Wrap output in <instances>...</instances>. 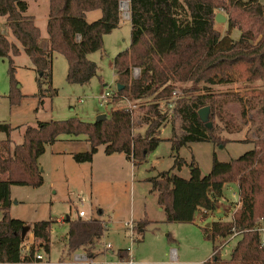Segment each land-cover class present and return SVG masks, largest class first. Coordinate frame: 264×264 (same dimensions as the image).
I'll return each instance as SVG.
<instances>
[{
	"label": "trees",
	"instance_id": "16d2710c",
	"mask_svg": "<svg viewBox=\"0 0 264 264\" xmlns=\"http://www.w3.org/2000/svg\"><path fill=\"white\" fill-rule=\"evenodd\" d=\"M118 3L119 0H48L47 41L43 49L40 29L33 17L26 14L28 0H0V17L5 18V25L38 74L39 104L46 92L51 97L57 94L52 87L54 53L63 55L67 61L68 83L83 85L97 74V64L88 55L101 50L104 35L118 27L121 19ZM216 8L231 16L234 12L246 15L245 23H239L243 28L239 27L238 39L230 36L237 24L230 17L225 34L215 29ZM97 9L101 16L88 22L85 13ZM129 22V47L113 58L120 86L113 99L125 97L132 102L150 99L146 117L139 120L146 125L143 132H134L132 112L125 107L112 109L100 121L71 117L26 125L21 143H14L10 137L12 128L0 123V131L6 134L0 140V264H43L33 262L37 250L50 251V220H40L31 226L34 242L23 251L25 223L8 214L11 185L42 184L37 159L47 144H53L61 135H85L89 149L72 153L75 162H91L102 144L105 154L123 153L136 164L163 140L158 135L162 124L168 121L169 102L174 103L170 116L180 119L179 132L172 127L168 139L173 150L192 142L210 141L218 145L229 142L217 132H240L234 115L226 109L233 102L238 104L237 116L243 124L253 127L256 136L253 140H239L253 142V148L237 158L222 162L213 157L211 170L205 175L191 163L189 178L164 171L158 178L148 179L165 219L192 222L197 211H216L224 185L235 183L240 206L232 219L214 220L202 230L212 242L233 231L240 232L239 238L228 259H222L214 246L211 259L203 264H264V247L255 229L258 221L264 224V88L256 102L235 91L215 93L210 89L214 74L224 70L235 72L238 66H243L250 77L264 82V4L259 0H129ZM19 53L20 48L0 31V57L8 59L11 81L8 99L13 106L23 97L13 76L12 57ZM133 68L139 69L138 78L131 76ZM184 83L190 84L182 88L186 96H179L178 85ZM174 91L177 95L172 101ZM204 106L209 107L210 127L198 116V110ZM218 122L229 123L235 129L220 127ZM180 165L181 159L176 160L175 166ZM65 222L68 254L79 249L89 253L107 230L101 219L76 217L65 218ZM144 225L145 221L135 227L140 229ZM117 255L125 259L128 250L118 249Z\"/></svg>",
	"mask_w": 264,
	"mask_h": 264
},
{
	"label": "rangeland",
	"instance_id": "374dc122",
	"mask_svg": "<svg viewBox=\"0 0 264 264\" xmlns=\"http://www.w3.org/2000/svg\"><path fill=\"white\" fill-rule=\"evenodd\" d=\"M259 2L264 4V0ZM33 10L35 8L31 5L27 8L26 14ZM38 10L35 24L40 29L39 41L42 45L44 40L47 41V13L45 12V15L42 13L43 8ZM214 11L225 18L223 22H215V29L225 34L227 19L230 17L237 23L231 30L230 36L234 40L238 39L239 27L243 28L239 23H245L243 20H246V15H238L234 12L231 16L222 8H216ZM89 15L88 13L86 16L87 20ZM43 16L44 19H42ZM119 23L117 28L104 35L102 49L88 55V58L97 64V74L83 85L66 81L67 61L63 55L53 54L52 87L56 89L57 94L51 97L46 92L41 104L38 103L37 97L38 74L28 55L20 52L12 57L15 68L13 76L16 82L15 87L23 97L19 104L10 105L9 63L7 58L0 57V123L8 124L12 128L10 137L14 143L22 142L26 125L35 126L38 121L64 120L71 117L94 122L97 115L109 116L112 108H119L125 103L123 100L100 98L106 90L110 93L116 92L117 82L112 65L113 58L130 44L129 19H125L121 14ZM4 26L5 19L1 17L0 30H3ZM3 31L7 33L5 29ZM7 31V38L16 41L10 30L7 29ZM131 76L138 78L139 75L136 76L132 69ZM213 79L211 91L215 93L235 91L242 97L252 98L254 102L264 88V82L256 77H250L243 66H238L235 72L224 70L216 73ZM189 85V83L179 84L178 95L186 96L182 88H187ZM149 103L150 99L130 103L135 105L132 110L135 133L143 132L146 128V125L139 120L141 117H146L144 113L148 111ZM237 106V103H229L226 109L234 115L238 124L236 128L241 129L238 133L217 132L223 138L230 139L224 145L200 141L173 150L171 141L168 139L171 136L172 127L176 133L179 132L180 119H172L170 114L168 121L159 129L158 136L163 140L136 164L123 153L105 154L102 144L97 147L91 162L77 163L72 158V152H84L89 149L86 136H59L53 144L45 146L44 153L37 159L42 184L37 187L27 185H11L10 187L11 204L8 214L11 218L25 223L27 230L23 236V246L26 247L34 242L31 233V226L34 223L50 220V251L46 253L43 250H37V253H41L50 264H81L74 262L75 254L80 253H84L90 259L93 258L96 262L107 261L121 264L118 263V249H127L134 264H203L207 259H211L214 246H217L222 259H228L239 236L226 244H223L222 239L212 242L204 235L202 228L214 220L232 219L233 212L240 206L237 185L235 183L224 185V195L217 203L216 211L207 213L197 211L192 222H171L165 219V213L157 203L156 193L151 192V182L148 179L158 178L164 171H171L180 177L189 178L191 163L199 168L201 175H205L211 170L213 157L218 161L228 162L252 149L253 142L239 141L253 140L256 135L252 133L253 127L249 123L243 124L237 116ZM218 124L220 127L226 125L235 129L229 123L218 122ZM5 137V132L0 131V140ZM179 159H181V165L177 168L175 162ZM80 198H83L84 202L81 203ZM78 209L86 212L85 218L81 219H101L107 230L89 253L79 249L68 254L66 247L68 224L65 218L67 216L70 219L76 218ZM1 216L0 211V218ZM129 221H133L134 225L145 221L143 228L135 230L136 240L132 242L124 226ZM262 225H264L263 222L258 221L256 228ZM141 229L143 231H140ZM106 244H110L112 254L104 251ZM127 259H129L128 256L123 260Z\"/></svg>",
	"mask_w": 264,
	"mask_h": 264
},
{
	"label": "built area",
	"instance_id": "2783aa9c",
	"mask_svg": "<svg viewBox=\"0 0 264 264\" xmlns=\"http://www.w3.org/2000/svg\"><path fill=\"white\" fill-rule=\"evenodd\" d=\"M119 9L121 11V14L124 16L125 19H129V0H119ZM133 73L138 76L139 75V69L137 68H133ZM176 91L173 92V96H172V101L175 100L176 98ZM117 96V91L116 92H109V90H106L103 92V94L101 95V99H105V98H108L109 100L113 99L114 97ZM120 99H123V100H126V105H125V108L131 110V112H133V108L135 107V105H131V101H129L127 98L125 97H121ZM168 108H169V113H168V116L171 114V111L174 107V103L173 102H169V104L167 105ZM80 202H84V199L83 198H80ZM204 213H207L206 211H203ZM86 216V212L83 210V209H78L77 210V217L79 218H85ZM105 228H106V225L104 224ZM125 226V229L126 231L128 232V237L130 239V241H134L136 240V237H135V225L133 223V221H129L127 223L124 224ZM256 231L259 233L260 235V245L264 247V225H262L261 227H258L256 228ZM240 235V232H237V231H233L231 235L227 236V237H223V238H220L222 240H224V243L223 244H226L228 243L231 239L233 238H237L238 236ZM30 244V243H29ZM28 246L27 245L26 247L23 246V251H27L28 250ZM110 248V244H106L105 245V249H109ZM129 252V251H128ZM74 259L76 263H81V264H114L112 262H107V261H102V262H96L90 258H88L84 253H80V254H75L74 256ZM39 261L40 263H43V264H48L49 262L47 260L44 259L43 255L41 253H37L35 255V258L33 259V262H37ZM118 263H121V264H134V261L132 259V257L129 256V259L127 260H121L119 259Z\"/></svg>",
	"mask_w": 264,
	"mask_h": 264
},
{
	"label": "crops",
	"instance_id": "0c3cea01",
	"mask_svg": "<svg viewBox=\"0 0 264 264\" xmlns=\"http://www.w3.org/2000/svg\"><path fill=\"white\" fill-rule=\"evenodd\" d=\"M31 2V3H30ZM30 2L28 3V8L32 5V6H34V8H35V10H36V13H35V10H33V11H30V13H28L27 15H29V16H31V17H33V19H34V21H36L37 20V15H38V13H37V11L39 12V8H43V11H42V13L44 14L45 12L47 13V15H46V21H47V16H48V0H30ZM31 10V9H30ZM94 13H90L91 11H89V12H86L85 13V18H86V16H87V14L89 13L90 15H89V20H87V18H86V20L87 21H94V20H96V19H98L100 16H101V11L99 10V9H97V10H92ZM45 15V14H44ZM1 18V17H0ZM4 18V17H3ZM5 19V18H4ZM42 19H44V16H43V18ZM41 19V20H42ZM119 25H120V23H119ZM6 25L4 26V28H3V30L5 29V32H7V33H4V31L1 29L0 31L4 34V35H6V37H8V31H7V29H8V27H7V29H6ZM9 30V29H8ZM11 33V32H10ZM8 39V38H7ZM9 40V39H8ZM10 41H12V42H14L19 48H20V52H23L22 51V48H21V46L19 45V43L17 42V41H13V40H10ZM41 45V44H40ZM41 47L43 48V49H45L46 48V41L44 40V43L41 45ZM121 100H123V99H117V101H121ZM125 103L123 104V105H121V106H119V108H121V107H125V105H126V100H123ZM130 101V100H129ZM118 108V107H117ZM112 109H114V108H112ZM111 109V110H112ZM72 153H74V152H72ZM237 185V184H236ZM237 188H238V186H236ZM224 194V193H223ZM217 209H218V207H217ZM140 231H143L142 229L140 230ZM104 234V233H103ZM99 242V241H98ZM105 252L107 251V253L108 254H112L113 253V250L110 248V249H105L104 250ZM105 252H103V253H105ZM102 254V253H101ZM174 255H173V253H172V257H173ZM44 257V256H43ZM128 257H129V252H128ZM45 259V258H44ZM45 260H47V259H45ZM48 261V260H47ZM49 262V261H48ZM50 263V262H49Z\"/></svg>",
	"mask_w": 264,
	"mask_h": 264
},
{
	"label": "water",
	"instance_id": "95a60500",
	"mask_svg": "<svg viewBox=\"0 0 264 264\" xmlns=\"http://www.w3.org/2000/svg\"><path fill=\"white\" fill-rule=\"evenodd\" d=\"M215 21L216 22H223V21H225V18L221 14H216L215 15ZM119 88H120V86L118 85L117 89H119ZM208 115H209V107L208 106H204L198 110L199 119H200V121H202L203 123L206 124V127L211 126V123L208 121ZM105 117H106L105 114H99V115H97L95 121L103 120ZM66 219H69V216H67ZM207 226H209V223L206 224V227ZM26 230L27 229L24 226V228L22 230V238H23L24 234L26 233Z\"/></svg>",
	"mask_w": 264,
	"mask_h": 264
}]
</instances>
